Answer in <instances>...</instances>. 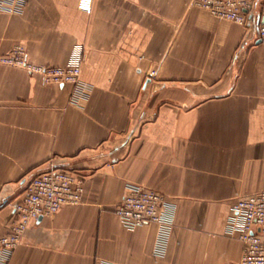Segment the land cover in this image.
<instances>
[{
	"label": "crops",
	"instance_id": "obj_1",
	"mask_svg": "<svg viewBox=\"0 0 264 264\" xmlns=\"http://www.w3.org/2000/svg\"><path fill=\"white\" fill-rule=\"evenodd\" d=\"M191 1L93 0L86 13L77 0H28L0 12V53L21 43L52 65L78 54L91 85L73 104L72 84L0 63V233L24 177L49 159L84 178L82 201L30 221L8 264L239 259L226 221L236 197L264 190V43L254 25ZM128 181L175 203L161 255L154 223L128 229L113 212Z\"/></svg>",
	"mask_w": 264,
	"mask_h": 264
},
{
	"label": "built area",
	"instance_id": "obj_2",
	"mask_svg": "<svg viewBox=\"0 0 264 264\" xmlns=\"http://www.w3.org/2000/svg\"><path fill=\"white\" fill-rule=\"evenodd\" d=\"M28 0H0V12L21 13ZM93 0H77L79 10L90 13ZM219 19L241 25H254L257 39L264 43V0H192ZM0 63L23 67L45 83L72 84L69 101L80 104L90 93L91 85L80 77L81 59L74 54L63 65L36 64L27 57L21 43L0 53ZM152 72H154L152 70ZM108 164L112 166V162ZM24 194L12 204L13 220L0 233V264H8L28 223L55 213L61 206L82 201L84 178L75 169L52 158L44 167L28 173L23 180ZM175 203L164 192L139 182L128 181L113 212L128 229L154 223L157 227L154 252H164L175 216ZM226 232L242 241L238 260L220 264H264V190L236 197L226 221Z\"/></svg>",
	"mask_w": 264,
	"mask_h": 264
}]
</instances>
